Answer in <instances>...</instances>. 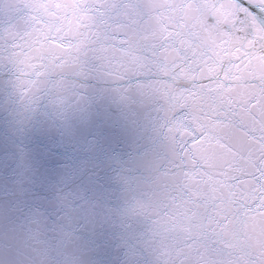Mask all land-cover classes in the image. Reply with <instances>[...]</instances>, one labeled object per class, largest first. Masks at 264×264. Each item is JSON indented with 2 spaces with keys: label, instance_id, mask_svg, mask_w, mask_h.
<instances>
[{
  "label": "water",
  "instance_id": "obj_1",
  "mask_svg": "<svg viewBox=\"0 0 264 264\" xmlns=\"http://www.w3.org/2000/svg\"><path fill=\"white\" fill-rule=\"evenodd\" d=\"M0 264H264L248 0H0Z\"/></svg>",
  "mask_w": 264,
  "mask_h": 264
}]
</instances>
